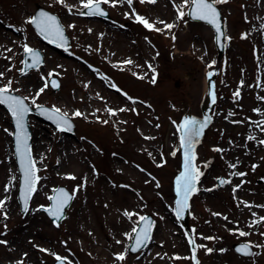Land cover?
<instances>
[{
	"label": "rangeland",
	"instance_id": "1",
	"mask_svg": "<svg viewBox=\"0 0 264 264\" xmlns=\"http://www.w3.org/2000/svg\"><path fill=\"white\" fill-rule=\"evenodd\" d=\"M37 5L56 14L65 28L70 42L62 52L45 44L28 23ZM177 6L185 12L182 18ZM216 6L226 35L220 57L213 31L187 19L184 0H132L131 5L118 0L115 6L110 0L103 4L110 22L83 18L81 0H0V87L11 80L13 92L27 97L31 107L55 106L75 124L74 135L65 136L28 116L31 155L40 180L28 211L21 213L12 127L0 107V187L9 188L6 196L11 201L0 209V240L7 242L0 244V264H55L56 256L65 264H195L190 240L197 246L199 264L219 263L215 255L220 245L227 247L225 264H264V221L258 227L234 229L211 217L219 213L233 221L249 220V209L259 208L257 222L264 214V0H228ZM137 16L160 31L145 28ZM165 24L174 27L168 30ZM25 44L44 56L43 65L26 75L21 72ZM207 72L214 75L216 100L212 122L195 148V165L203 175L189 199L183 226L175 217L171 192L180 163L178 123L184 114L200 115ZM49 73L59 80V89L47 87L37 96ZM237 91L239 97L234 96ZM90 99L100 101L90 109L95 115H87L75 102ZM77 111L82 116H74ZM127 133L133 138L128 143ZM40 138L44 144L38 153L34 142ZM61 141L68 147L65 158L58 150ZM109 154L115 157L107 162ZM80 169L85 174L77 178ZM219 178L230 183L219 186ZM59 186L73 199L57 226L40 208L49 205ZM237 199L250 206L248 214L232 202ZM105 201L112 214L102 215L98 223L95 209ZM126 211L137 215L129 219ZM144 214L155 224L149 244L116 260L131 241L126 234H133ZM239 231L248 235L241 237ZM20 236L27 247L19 243ZM240 242L251 246V257L233 251Z\"/></svg>",
	"mask_w": 264,
	"mask_h": 264
},
{
	"label": "snow or ice",
	"instance_id": "2",
	"mask_svg": "<svg viewBox=\"0 0 264 264\" xmlns=\"http://www.w3.org/2000/svg\"><path fill=\"white\" fill-rule=\"evenodd\" d=\"M59 3H63L64 0H58ZM110 0H81V5L83 9H86L87 12H81V15H105V13L101 10V4H107ZM113 6H115L118 0H111ZM141 2H145V0H141ZM148 3H155L156 0H147ZM228 0H184V5L191 7V11L188 13L192 15L196 19L204 20L215 28V31L218 35V39L220 35H223L221 31V25L219 22V12L217 11L216 4L219 3H227ZM129 5L132 4V0H127ZM177 11L179 16L182 18L185 15L183 9L177 6ZM137 21L141 23L145 28L150 30L160 31V29H155L154 25L150 23L148 20L143 17L137 16ZM28 23L34 24L36 28L39 30V33L45 38L48 39L50 43L57 42L58 46L65 44L66 39L64 37V29L59 23L57 17L53 15H49L46 12L41 11L38 16L31 18ZM161 23H163L161 21ZM69 27H74V25H69ZM174 27L172 24H165V28L171 30ZM175 40V37H172ZM11 51V49H8ZM24 53L28 54L31 63L28 60H25L23 63L25 68L34 69L37 68L41 63L40 54L29 47L27 44L23 46ZM126 63H131V61H127ZM11 70V69H9ZM22 74H27L23 69H21ZM53 74L49 73V77ZM211 73L209 74V77ZM3 78V73H0V79ZM141 79L143 77H140ZM153 82H155V77H153ZM12 81L9 80L8 83L2 87H0V104L6 105L9 111L11 112L15 124H16V151L20 157L21 163V171H22V199H23V210L25 212L28 211V202L32 198V195L37 190V184L40 180V177L37 175L38 169L36 168V163L31 155V147L28 143L29 136L27 133L25 117L29 112L28 106L25 104V100L27 97H19L16 95H12L11 93L14 91L11 87ZM51 87H58L59 85L56 81L51 80ZM49 87V80L46 79L45 84L41 87L37 96L42 93L45 88ZM239 91L234 93V96L239 97ZM216 96L214 92L212 93V101L215 103ZM35 103V100H33ZM43 111L48 114V119L52 120L58 130L60 131H70L72 125L69 122L68 114L62 112L61 109L57 107H53L52 109H43ZM120 111H125V109H120ZM110 115H115L116 113L112 110H109ZM74 116L79 117L82 116V113L79 111L74 113ZM210 122V118H205L203 121L193 119H186L182 124L178 126V131L180 133V148L184 150V171L176 180L177 193L179 195V199L176 201V216L181 217L184 211L189 207L188 201L190 197L197 191V182L199 178L203 175V173L199 170V168L195 165L194 161L196 160L195 154V146L199 143V138L203 134L204 129L208 126ZM103 123H107V121H103ZM249 139H254V137H249ZM261 144H264V141H260ZM219 151V149H217ZM174 154V153H173ZM234 166V165H233ZM238 175H244V173H238ZM69 179H75V177L69 176ZM230 183L229 181L220 180V184ZM5 191H9V188L5 186ZM58 195L50 196L49 200L53 201V205L51 208L44 209L48 212V214L54 217L56 220H60L64 216V210L69 205L70 201L73 199V195H70L63 189L56 190ZM78 191V189H75ZM6 204V200H0V209H3ZM250 207L249 205H246ZM5 218H7L6 212L4 213ZM125 216L131 219L136 213L125 212ZM214 215H220L219 213H214ZM224 219H227L225 217ZM264 220V218H261ZM139 223H142V227L139 229L133 228L132 232L134 236L131 234H126L129 240L134 239L135 244L130 249H126L124 253L116 255L115 259L118 261H123L126 258V253L130 250L133 252L138 251L140 248L147 245V243L151 239V230L153 227V222L145 216H139ZM58 226V225H57ZM251 226V225H250ZM239 235L241 237L248 235L243 231H239ZM204 239H214V237H204ZM7 242L4 240H0V244H6ZM120 243V241H117ZM189 243L193 246L192 248V257L191 259L195 261V264H199L196 259V248L194 240H190ZM199 247H204L200 245ZM250 245H241L236 249V251L245 256H251L253 253L250 250ZM41 251H47L45 249H41ZM210 253L212 249H207ZM221 251H224L223 249ZM56 259L61 262V264H65L63 258L56 256ZM179 259V257H176Z\"/></svg>",
	"mask_w": 264,
	"mask_h": 264
},
{
	"label": "water",
	"instance_id": "3",
	"mask_svg": "<svg viewBox=\"0 0 264 264\" xmlns=\"http://www.w3.org/2000/svg\"><path fill=\"white\" fill-rule=\"evenodd\" d=\"M210 2H211V1H210ZM101 5H102V4H101ZM101 10L105 13V15H85V17H87V18H92V17L95 16V17H97V18H99V19L107 20V19H108L107 12H106L105 10H103L102 7H101ZM41 11L46 12V13H48L49 15H53V16L57 17L56 15L49 13L48 11H46L45 9L41 8V7L38 6V5L36 6V10H35V12H34L33 17L38 16L39 13H40ZM190 11H191V7L189 6V8H188V12H187V15H188L189 19H191V20H195V21H201V22L207 24V25H208V26L214 31V44H215V47H216V50H217L218 56H220V55L223 53V51H224V40H225V30H224V27H223V24H222V21H221V15H219V22H220V25H221V31H222L223 35H220V36H219V39H218L217 37H218L219 34L216 33L215 28H214L212 25H210L209 23H207L206 21H204V20H200V19H196V18H194L192 15H189L188 13H189ZM217 11L219 12L218 9H217ZM83 12H87V10L84 9ZM219 14H220V12H219ZM57 19H58V17H57ZM58 21H59V19H58ZM59 23H60V22H59ZM31 25H32V27L34 28V30H35V31H36V32H37V33L43 38L44 42H45L47 45H49V46H51V47H53V48H55V49L66 48V47L69 45V39H68L67 35L65 34V31H64V37H65V39H66V43H65V44H62V45H60V46H58V43H57V42H52V43H50L48 39H45V38L39 33V30L36 28V26H35L34 24H31ZM61 26H62V25H61ZM62 27H63V26H62ZM63 29H64V28H63ZM34 50L37 51V52L40 54V57H41V60H42V63H43V56H42V54L40 53V51L37 50V49H34ZM25 60H28V62L31 63V60L29 59V56H28V54H26V53H24V55H23V62H24ZM42 63H41V64H42ZM41 64H40V65H41ZM40 65H39V66H40ZM39 66H38V67H39ZM38 67H37V68H38ZM22 69H23L25 72L29 70V69L25 68L24 63H23ZM209 74H210V73H207V74H206V97H207V101H206V104H203V105L201 106V117H197V116L190 115V114H185V115L182 116V118H181V120H180V122H179V125L182 124L186 119H193V118H195L196 120H199V121H203L205 118H210V122H209V124L211 123L212 119H211V116H210V109H211V106H212V104H213V101H212V93L214 92V88H213V76H212V74H211V76L209 77ZM51 80L56 81V83L59 85L58 80H57L56 78H53V77H52V78H50V80H49V84H50V86H51V83H50ZM58 87H59V86H58ZM58 87H55V88H54V87H51V88H52L53 91H55V90L58 89ZM11 94H12V95L19 96V95L15 94V93H11ZM214 94H215V93H214ZM19 97H21V96H19ZM25 104H26V103H25ZM26 105H27V104H26ZM0 106L3 107V108L8 112V114L10 115V118H11V125H12V127H13V131H14V134H13V136H12L13 153H14L15 163H16V166H17L18 172L20 173V178H19L20 183H19V189H18L17 197H18V202H19V204H20V210H21L22 213H25V211L23 210V199H22V191H21V189H22V179H23V176H22V171H21L20 157H19V154H18L17 151H16V139H15L16 124H15V120H14V118H13L11 112H10L9 109L7 108V106H6V105H3V104H0ZM27 106H28V108H29V112L27 113V115H26V117H25V122H26L27 133H28V136H29L28 143H29V145H30V147H31V143H30V141H31V131H30V127H29V124H28V116H29V115H33V116H35L37 119H39L40 121H43V122L49 123L50 125H52V126H53L54 128H56V129H58V128H57L56 124H55L52 120L48 119V114H46V113L43 111V109H49V110H50V109H52V108H49V107H46V106H36V107H34V108H31L29 105H27ZM68 119H69L70 124L72 125L71 130H70V131H62V132L65 133L66 135H73V132H74V124H73V122L70 120L69 117H68ZM209 124H208V126H209ZM179 125H178V126H179ZM208 126H207V127H208ZM207 127L204 129L203 134H202L201 137L199 138V141H200V139L202 138V136L204 135V132H205V130L207 129ZM179 137H180V133H179ZM196 145H197V144H196ZM195 147H196V146H195ZM183 171H184V150H183L182 148H180V166H179V172H178V173L176 174V176L174 177L173 187H172V191H173V201H174V207H175V214H176V201L179 199V195H178V193H177V187H176V180H177V178L181 175V173H182ZM220 180H223V178H219V179H218V185H219V186H221V184H220ZM197 184H198V182H197ZM59 189H63V190H65V188H63V187H58V188H56V189L54 190L52 196H56V195H58V192H57L56 190H59ZM65 191H66V190H65ZM66 192H67V191H66ZM29 201H30V200H29ZM70 202H71V201H70ZM188 202H189V201H188ZM28 203H29V202H28ZM69 204H70V203H69ZM52 205H53V201L50 200V206L47 207V208H51ZM68 206H69V205H68ZM68 206H67V207H68ZM67 207H66V208H67ZM66 208H65V209H66ZM44 209H46V208H41V210H42L43 212L46 213V215L51 219V221H52L54 224H58V223L61 222V220L63 219V218H61L60 220H56L54 217L50 216V215L48 214V212L45 211ZM64 214H65V210H64ZM188 214H189V211H188V208H187V209L184 211V213H183V215H182L181 217H177V216H176V217H177V218L183 223V225L186 226L187 218H188ZM144 216H145V217H148V218L153 222V219H152V217H151L150 215H144ZM63 217H64V216H63ZM153 226H154V222H153ZM140 227H142V223H139L137 229H139ZM152 230H153V227H152ZM152 230H151V234H152ZM133 236H134V233H133ZM148 243H149V242H148ZM148 243H147V244H148ZM134 244H135V241H134V239H132V240H131V243H130L129 246H128V249H130L131 247H133ZM245 244H246V243L235 244V245L233 246L234 251H235L236 253H238V252L236 251V249H237L238 247H240L241 245H245ZM247 245H248V244H247ZM144 247H145V246H144ZM144 247H142V248H144ZM142 248H140L139 250H141ZM139 250H138V251H139ZM250 250H251V252H252V249H251V248H250ZM138 251H136V252H138ZM128 252L131 253V254L136 253V252H133V251H130V250H129ZM238 254H240V253H238ZM240 255H241V256H244V257H249V256H245V255H242V254H240ZM55 264H61V262L57 260Z\"/></svg>",
	"mask_w": 264,
	"mask_h": 264
},
{
	"label": "bare ground",
	"instance_id": "4",
	"mask_svg": "<svg viewBox=\"0 0 264 264\" xmlns=\"http://www.w3.org/2000/svg\"><path fill=\"white\" fill-rule=\"evenodd\" d=\"M20 17H22L24 19V14L21 13L20 14ZM50 57L51 55L48 54ZM69 99V98H68ZM70 100V99H69ZM77 104H80V105H83L85 107V109L87 110V115H95L94 111L93 110H90L92 108H96L98 106V104L100 103V101H96L95 99H90V100H87L85 102L83 101H75ZM129 123V122H128ZM35 125V130L36 132H38V125L34 124ZM148 125V124H147ZM132 126H135V125H132ZM141 128H142V131H144L145 133H147V129L148 127L145 125V124H141L140 125ZM128 128V124L127 125H124V127L122 129H124V133H126V130ZM120 131V130H119ZM122 132V131H121ZM124 137L126 138V141L127 143L128 142H131V140H133V138L131 137L130 133H127L124 135ZM39 138V137H38ZM147 139L148 137L146 136L144 138V142L146 143V149L148 147L147 145ZM264 141V140H263ZM115 142V141H114ZM35 146L37 147V151L38 153L40 152V149H41V145L44 144V141L40 139H37L35 142ZM253 144H255L253 142ZM260 145H263L260 143ZM58 150L60 151L61 153V156L65 158V154L67 153V150H68V147L66 145V142L65 141H61L59 143V147H58ZM146 152V161H147V158H148V153H147V150H145ZM115 154V153H113ZM39 155V154H38ZM37 155V152H36V157L38 156ZM115 157V155L113 156L112 154H109L108 156H106V160L107 162H110L112 160V158ZM67 158V157H66ZM81 174H85V171L84 169H80L78 172H77V178H79L81 176ZM59 176H61V174H58ZM6 180L3 182V184H5ZM0 199L1 200H6V204L4 205V209H7L9 206H10V198L7 197L6 195H8V191L6 192L5 191V187H0ZM238 188V187H236ZM5 195V196H4ZM233 203L236 204V207L237 208H240V212L243 213L245 215V213L248 214V211L246 212V205H243L242 201L237 199V200H234L232 201ZM95 213H96V218H97V221L98 223L102 222L103 218H102V215H111L112 214V210H110L109 208V204L105 201V202H102V203H99L95 209ZM102 213V214H101ZM259 208L253 212H251V210L249 209V214H248V217H249V220H243V218H241L240 220H236V221H233V220H230L228 219L227 216L225 215H211L212 217V220L215 218L217 219L220 224L221 223H225V224H229L231 226H233L234 229H250L252 228L253 226L255 227H258L264 220H262L261 218H264V214L259 217L258 221L255 222V218L259 215ZM225 217H227V219H224ZM250 219H252V221H250ZM251 225V226H250ZM233 230H229L228 232L229 233H232ZM19 243H22L23 245H25L27 247V245L25 244V240L23 239V237H19ZM216 248L218 249L215 257L217 258V260L219 261V263H216V264H225V262L227 261L228 259V253H227V247L226 246H216ZM224 250V251H221V250Z\"/></svg>",
	"mask_w": 264,
	"mask_h": 264
}]
</instances>
